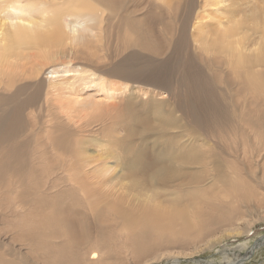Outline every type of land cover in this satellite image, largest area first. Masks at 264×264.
<instances>
[{
    "label": "bare ground",
    "instance_id": "6f19581e",
    "mask_svg": "<svg viewBox=\"0 0 264 264\" xmlns=\"http://www.w3.org/2000/svg\"><path fill=\"white\" fill-rule=\"evenodd\" d=\"M213 1L0 0V264H178L264 222L233 223L256 189L224 145L241 134L264 158V0L257 53L242 17L197 21ZM232 77L254 97L235 114ZM166 93L182 102L165 109ZM212 175L223 191L203 187Z\"/></svg>",
    "mask_w": 264,
    "mask_h": 264
},
{
    "label": "rangeland",
    "instance_id": "374dc122",
    "mask_svg": "<svg viewBox=\"0 0 264 264\" xmlns=\"http://www.w3.org/2000/svg\"><path fill=\"white\" fill-rule=\"evenodd\" d=\"M218 1V0H217ZM224 1L220 5H214L215 8L221 7L222 9L218 12H212L211 8H207L206 12H200L197 14L198 22L201 17H207V19L202 22H210L212 24L209 28L214 27L218 28L222 26V23H226L229 18L223 12L228 11L236 18L245 21V40L244 46L246 48L251 49L255 53L259 51V42L256 41V33H255V20L256 15L260 6L262 5V0H222ZM216 3V0L213 1ZM243 19H242V18ZM241 51H245V49L232 51L231 54L234 57H238ZM190 55H199L202 54V50H190L188 51ZM236 60V58H233ZM199 68L205 71V76L207 74H214V72L209 68V66H205L201 60L199 61ZM221 71V68H220ZM222 75L224 76V72ZM232 83H236L234 88L225 85L224 83L220 86V94L222 98V107L231 113L240 112L244 108V104L246 101L254 100V97L251 93H246L244 95L239 94V86L240 80L237 77H232ZM147 92V91H146ZM165 93V92H164ZM145 96L148 94L141 95L137 98V101L146 100ZM168 98V94L162 95V98L159 100L161 103L165 105V109H168L169 106H173L176 103H181V100H172L166 99ZM117 103H122L120 97H117ZM264 106V105H263ZM205 112V110H204ZM100 116L98 113L97 118ZM100 122H103V125L100 126ZM109 121H106V118L96 119V123L92 125L89 129L92 132L93 137H96L101 143H108V140L111 138L104 133L105 125L108 124ZM247 125H242L240 128H248ZM185 136L183 140H189L192 138V132L189 130L185 131ZM124 133L120 131L117 136L122 137ZM149 143L152 139L148 140ZM246 141L243 138V135L239 134L236 136H228L224 141V145L229 151L231 158L236 161L237 166L239 167L243 177L250 182L256 189V193L250 197H244L241 199V205L243 206V211L239 215V218L234 221V224L241 225L244 223L245 219H250L256 215H259L264 211V158L257 159L254 152H256L257 143L252 145H247ZM141 141L138 140L137 144H140ZM100 152V148L97 149ZM119 153V149L112 146V154L115 155ZM99 157H103L100 154H97ZM191 170V169H190ZM198 170V169H195ZM229 174H233L232 169H228ZM72 178L73 174H69ZM97 175V174H95ZM206 181L202 184L204 188L208 189L210 187H214L217 191H223L224 187L217 180H215L214 176L209 179V176L205 177ZM115 185H118L117 188L125 185V182H115ZM197 184L190 183L188 181L183 183V190H188L196 187ZM150 197L158 194V191L154 192L147 188L145 191ZM162 201L169 200V194H172V191H168V193L160 192ZM212 196L209 195L210 199ZM230 200L226 198V202ZM180 258V259H179ZM178 264H264V222H260L253 227L252 232L249 235L241 236L238 238H230L225 240L224 242L216 245V247L209 249L196 257H178ZM230 261V262H228ZM173 258H166L160 262L154 264H173ZM180 262V263H179Z\"/></svg>",
    "mask_w": 264,
    "mask_h": 264
}]
</instances>
